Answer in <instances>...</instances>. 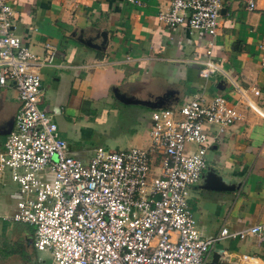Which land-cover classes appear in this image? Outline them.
<instances>
[{
	"label": "built area",
	"instance_id": "2783aa9c",
	"mask_svg": "<svg viewBox=\"0 0 264 264\" xmlns=\"http://www.w3.org/2000/svg\"><path fill=\"white\" fill-rule=\"evenodd\" d=\"M241 1L254 8V0ZM221 6L222 0H170L157 13L162 24L204 34L198 75L205 79L213 72L225 75L211 58ZM13 14L9 0H0V86L11 85L18 100L0 146V185L7 172L17 196L0 220L29 225L31 247L46 252L47 264H204L209 247L225 236L264 241V221L203 238L187 206L206 151L241 117L235 106L201 91L181 104L152 109L144 148L71 153L50 114L37 106V67L53 61L54 47L44 42L40 55L32 52L13 33ZM249 91L258 95L254 87ZM238 92L264 117V108Z\"/></svg>",
	"mask_w": 264,
	"mask_h": 264
},
{
	"label": "crops",
	"instance_id": "0c3cea01",
	"mask_svg": "<svg viewBox=\"0 0 264 264\" xmlns=\"http://www.w3.org/2000/svg\"><path fill=\"white\" fill-rule=\"evenodd\" d=\"M9 2L12 31L21 42L37 55L44 42L54 47L53 61L37 67L42 88L37 106L50 114L59 136L73 143L71 153L85 156L77 140L92 136V115L103 102H134L151 111L181 104L201 91L206 97L222 95L241 112L205 154L206 164H216L223 181L211 176L204 181L200 175L189 188L188 209L203 238L221 228L234 231L264 221V117L238 92L264 108V0H254L251 10L241 0H222L211 58L225 75L213 72L206 79L198 75L204 34L157 20L170 0ZM251 87L258 95L250 93ZM17 106L16 90L0 86V146ZM211 179L227 189L207 188ZM27 230L20 236L14 231L13 240L24 245L31 239ZM215 249L223 250L228 264H259L264 259V241L254 235L214 242L204 264Z\"/></svg>",
	"mask_w": 264,
	"mask_h": 264
},
{
	"label": "rangeland",
	"instance_id": "374dc122",
	"mask_svg": "<svg viewBox=\"0 0 264 264\" xmlns=\"http://www.w3.org/2000/svg\"><path fill=\"white\" fill-rule=\"evenodd\" d=\"M138 104L139 103L134 102L122 103L118 101H108L96 106V112L92 115V125L94 129L92 136L85 141L77 140L81 142L78 145L80 150L84 151L85 157L90 156L96 146H101L106 150H127L134 147L144 148L148 144V119L150 108ZM103 114L106 115L101 120ZM82 143H84L83 146ZM70 147L74 148L71 142L67 144V148ZM151 163H153L158 170L159 161L157 156H153ZM219 171L220 169L216 164H212L208 161L200 178H203L205 181L211 176L222 182L223 178L219 174ZM16 188L17 185L10 181L7 172H5L4 185H0V215L11 213L15 201V195L13 194ZM26 228L29 229L25 231L28 235L31 228L29 225L0 220V264L48 263L46 252L37 251L31 246L27 247L26 255L28 256L25 259L20 258L15 252L6 256V249H16L19 243L23 244L22 241L18 242L13 240L15 238L14 231L20 236Z\"/></svg>",
	"mask_w": 264,
	"mask_h": 264
},
{
	"label": "water",
	"instance_id": "95a60500",
	"mask_svg": "<svg viewBox=\"0 0 264 264\" xmlns=\"http://www.w3.org/2000/svg\"><path fill=\"white\" fill-rule=\"evenodd\" d=\"M9 131V130H8ZM7 131V132H8ZM6 132V133H7ZM206 187L212 190H224L227 189L224 186H222L220 183L211 180H208ZM30 240L26 238L25 240V246H29ZM221 249H215L212 251L209 262H206L205 264H228L227 260H225V254L222 252Z\"/></svg>",
	"mask_w": 264,
	"mask_h": 264
},
{
	"label": "trees",
	"instance_id": "16d2710c",
	"mask_svg": "<svg viewBox=\"0 0 264 264\" xmlns=\"http://www.w3.org/2000/svg\"><path fill=\"white\" fill-rule=\"evenodd\" d=\"M17 246L18 247L16 249H6V256L10 255L12 252H15L20 258H27V248H25L22 243H19Z\"/></svg>",
	"mask_w": 264,
	"mask_h": 264
},
{
	"label": "flooded vegetation",
	"instance_id": "af4514ba",
	"mask_svg": "<svg viewBox=\"0 0 264 264\" xmlns=\"http://www.w3.org/2000/svg\"><path fill=\"white\" fill-rule=\"evenodd\" d=\"M24 245H25V242H24ZM30 261V260H29Z\"/></svg>",
	"mask_w": 264,
	"mask_h": 264
}]
</instances>
